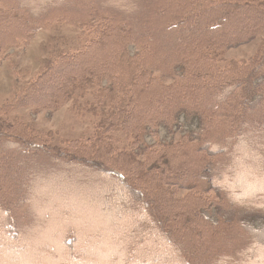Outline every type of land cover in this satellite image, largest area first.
<instances>
[{"label":"trees","instance_id":"obj_1","mask_svg":"<svg viewBox=\"0 0 264 264\" xmlns=\"http://www.w3.org/2000/svg\"><path fill=\"white\" fill-rule=\"evenodd\" d=\"M61 23L80 28V46L59 55L21 103L59 108L81 93L103 116L92 146L79 140L67 148L29 134V125L0 120V264H264V53L232 79L215 77L221 70L212 65L262 32L264 7L0 0V51ZM182 115L198 118V130L145 145ZM115 133L126 135L129 150L116 146ZM256 135L263 145L253 150L260 156L253 193L236 177L239 157L251 152L241 149H252ZM114 219L126 228H108ZM94 220L105 227L92 229ZM112 235L131 256L113 255L115 243L102 252Z\"/></svg>","mask_w":264,"mask_h":264},{"label":"rangeland","instance_id":"obj_2","mask_svg":"<svg viewBox=\"0 0 264 264\" xmlns=\"http://www.w3.org/2000/svg\"><path fill=\"white\" fill-rule=\"evenodd\" d=\"M240 1H247L260 8L261 6L264 7V0ZM124 8L127 7H123V9ZM127 10L129 11L131 9L127 8ZM208 25L209 23H207L205 27H209ZM80 33L81 30L79 27L62 23L56 24L53 28L38 33L26 46L19 44L18 46L10 47L8 50L0 51V120H4L8 123L20 122L22 123V127H25L24 125H29L31 129V131L29 130V134L37 136L41 140H45L51 145L59 148H67L68 146L73 145L70 143L79 140L82 141V143L92 146L91 142H94V136L97 135V129L99 128L98 126L103 114L99 107L94 108L92 102L93 98L90 95L82 96L81 93H78L75 99L65 102L59 108L27 106L21 103V99L25 97L27 86L47 70L59 55L74 52L79 48L81 44ZM261 49V52L264 53V29L257 37L255 36L248 43L222 52L217 58L216 63L212 64L217 70L220 69L221 71L220 73L219 71H216L213 74L215 77H223L227 79L245 75L251 68L256 66V61L261 55ZM132 52L134 53L133 48ZM208 70L212 71L211 67H208ZM150 71L151 70H149V72ZM152 75L158 76V73L152 72ZM263 105L264 104H262V106ZM198 123V118L189 115H182L179 120V125L175 129L169 130L165 126H160L158 129L159 135L154 137L149 134L145 145L154 146L156 144L155 142H159L160 144L185 140V137L187 136L186 134L198 130ZM249 132L250 128L248 127L246 133ZM29 134L25 136L29 137ZM113 138L114 143L119 149L129 150L127 149L128 140L126 135L123 133H115ZM261 142L260 136H254L251 143L252 149L249 144L246 149H241V154L246 153L248 150L251 151H248L250 154H245L244 157L243 155L239 157L242 159L239 161L242 163V173H237V182L243 183V187L253 193H257L253 191V188L256 189L259 185L258 180H255V178L256 175L258 176L260 174V172L255 174L254 170V165L260 157H256L259 152L257 153L253 150L257 149V146L259 148L263 145ZM246 155H250L251 157H246ZM147 157L150 160L153 159V155L139 156L142 160ZM248 175L252 176L250 180ZM253 178L254 182L251 183ZM120 190L124 194V191L122 189ZM107 196H109V194H105V198L111 202L116 200L111 195L109 197ZM254 204L258 205L259 203L254 202ZM259 205L263 204L260 203ZM123 210L129 212V209L127 208H123ZM208 217L214 220L216 216L213 210L209 211ZM141 220L143 221L144 219L141 218ZM130 221L131 220H129V222ZM100 222L101 221L99 220H94V222L91 223L93 226L92 229L94 227L95 229L97 227H99V229L105 227ZM77 224L78 223L74 224V226ZM69 225L71 226V224ZM106 226L110 229L126 228L125 225L122 227L119 226V219L107 221ZM79 227L78 229L83 228ZM85 227H87V225ZM67 229L73 228L68 227ZM87 231L88 230H85V235L88 233ZM85 235L84 238L89 244L88 247H91L93 244V236L91 234L87 236ZM103 238L106 240V237ZM110 238L111 240L107 241L106 246L102 247V252H104L106 256L108 254L106 248L112 243H115L116 245L118 243V245H115L113 250H111V252L113 251V255L115 254L116 257H122V259L131 256L129 248L126 250V247L120 246L119 237L112 235ZM50 248L54 252L58 251V247L55 245L50 244ZM140 254H142V252ZM23 261L24 260H20L19 263L22 264Z\"/></svg>","mask_w":264,"mask_h":264}]
</instances>
